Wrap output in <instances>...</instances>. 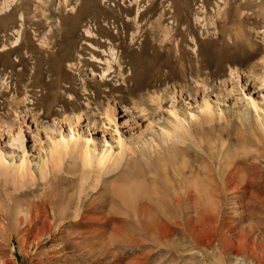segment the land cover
I'll use <instances>...</instances> for the list:
<instances>
[{
    "label": "rangeland",
    "instance_id": "374dc122",
    "mask_svg": "<svg viewBox=\"0 0 264 264\" xmlns=\"http://www.w3.org/2000/svg\"><path fill=\"white\" fill-rule=\"evenodd\" d=\"M20 3L0 17V264H32L17 213L52 194L66 211L39 240L42 264H264V0H0V11ZM86 32L106 45L102 61L117 57L106 80L87 66ZM225 170L244 185L225 186ZM163 181L212 183L217 208L191 196L167 214ZM133 207L168 239L138 234ZM82 213L89 227L56 228ZM109 216L123 220L114 247L99 227Z\"/></svg>",
    "mask_w": 264,
    "mask_h": 264
},
{
    "label": "bare ground",
    "instance_id": "6f19581e",
    "mask_svg": "<svg viewBox=\"0 0 264 264\" xmlns=\"http://www.w3.org/2000/svg\"><path fill=\"white\" fill-rule=\"evenodd\" d=\"M5 2H6V0H5ZM5 4H7V3H5ZM2 5H4V1H3ZM20 6H21V3L18 6H15L12 10L5 11V12H1L0 11V17L7 18V17L12 16L14 14V11H17ZM5 9H7V7ZM1 10H2V7H1ZM86 35H87L86 36V39H87L86 44H87V47H89V50L87 48H86V50L91 54L90 61L88 62L87 66L90 67V69H91L90 72L92 74H94V71H96V67L97 66H105L106 68L102 69L101 78L106 80L109 77V75L113 72L114 66L117 63V57L114 54L113 50L109 48L110 49V51L108 52L109 53V59H106V60L104 59L105 62L102 61V59L106 56L105 55L106 52L104 51V48H105L106 45L104 43L96 42L94 37H92V34L90 32H86ZM85 66H86V64L83 63V67H85ZM121 109H122V111L124 113H127V109H126L125 106H122ZM66 147H67V145H66V142L64 140H62L60 142V144L58 145V148L59 149L61 148L60 151L62 149H65ZM58 148H57V151H58ZM53 151H56V150H53ZM55 153L57 154V152H55ZM84 153H86V152H84ZM104 155H105V153H103L100 156V158L98 160V164L102 163L106 159V157ZM91 159L92 158H90L87 154H85L84 155V159H83L84 165L91 164L92 163ZM173 160L174 159H172V161ZM154 166L155 165H153V169H154ZM174 170H175V168H174ZM151 171L153 172L154 170H151ZM232 171L233 170H231V172ZM155 172H156V169H155ZM178 172H179V174H182V172H180V171H178ZM219 174L221 175L220 179L223 181V184L225 186L228 185L229 183L234 182L235 183V187H241L245 183L244 182L245 179L243 177H240L239 174H237L236 171L234 173L227 174V171L225 170V171L219 172ZM172 175H173V173H172ZM141 183H143V182H141ZM162 186L164 188V191L167 193L166 202L163 201V204H164L163 206H164L165 212L167 214L169 213V208L170 207H174L175 210L179 209L180 206H181V203H183V201L187 200L191 196L194 197L195 205H197V203L198 204L200 203L201 206H203L204 208H206V207L207 208H209V207L217 208L216 203L213 202V199H214L213 198V188H215L217 186L216 185H212V183H210L208 185L206 190L205 189L203 190L202 187L196 181H193L192 183H190L187 186H184V185H172L168 181H163ZM216 192H217V190H216ZM164 193H162V194H164ZM145 194L146 193H144V195ZM40 196H43V195H40ZM46 196L47 195H44V198L42 197L44 199V201H41L42 198L39 197V198H41V200L37 198L38 200L36 199L37 201L35 203H33L35 205H32L31 204L32 202H28V206H26L25 209L21 210L19 208L20 210H18L17 214L21 215L22 217H21V219H17V217H16L15 233L17 234V236H18V234H20V242H21L20 250H22V253H24V254L26 253L27 254V256L30 258L32 264H42V262L38 258L39 257L38 250L41 247L40 243H39V240L41 238H43V237L50 238V233H51L52 227L55 224H57V223L59 224L60 222H62L64 217H65V211H66L65 209L56 210V209H54V207H52L53 204H54L53 199L56 196H53V194H52V196L50 194L48 195V196H51L53 199L52 198L47 199ZM55 199H57V198H55ZM49 209H51L50 213L47 211ZM131 211H132V214L134 216V221H135L137 227L139 228V233L138 234L143 235L147 239V241H149V242H151L153 244H156V242H160L161 240H165L166 241L168 239V235L165 233L164 229L162 228L163 225L160 226L153 219V217H152L153 215L151 216L148 213L149 211L147 212L142 207H133L131 209H127L126 208V212L127 213L131 212ZM14 213H16V212H14ZM162 213L163 212H161V214ZM126 216L127 215H124V217H126ZM162 216H163V214H162ZM78 218L79 219L78 220L76 219V221L73 220V221L66 222L62 226H57L56 228L58 229L59 227L60 228L68 227V228H78V229L80 228V229H82V228H85V227H89L88 225L90 224L89 221H91V219L86 217L85 213H82ZM97 221L100 222V220H97ZM118 222L122 223L123 220L122 219H117V218L112 217V216H109L107 218V220H105L101 224H99V227H101V228H105L108 225L111 226V230H110L109 234L106 237L107 246L108 247H114L115 245H119V244L123 243V241L120 240L122 238L120 236V231L121 230L117 226H115V223H118ZM60 232H63V231H60ZM63 234H65V233H62V236H63ZM97 234L98 233L95 232V234L92 237H95ZM63 243L64 242L62 240L61 247L59 249H56L57 253H61L64 250L65 245ZM127 245H128V243H127ZM26 246H27V249L25 248ZM123 246H124V244H123ZM29 248H30V251H29ZM53 258H55V257L53 256ZM66 260H67L66 258H63L62 263H65Z\"/></svg>",
    "mask_w": 264,
    "mask_h": 264
}]
</instances>
